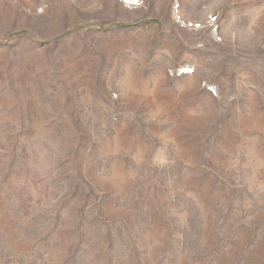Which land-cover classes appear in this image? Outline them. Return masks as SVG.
<instances>
[{
  "label": "rangeland",
  "instance_id": "374dc122",
  "mask_svg": "<svg viewBox=\"0 0 264 264\" xmlns=\"http://www.w3.org/2000/svg\"><path fill=\"white\" fill-rule=\"evenodd\" d=\"M0 264H264V0H0Z\"/></svg>",
  "mask_w": 264,
  "mask_h": 264
},
{
  "label": "bare ground",
  "instance_id": "6f19581e",
  "mask_svg": "<svg viewBox=\"0 0 264 264\" xmlns=\"http://www.w3.org/2000/svg\"><path fill=\"white\" fill-rule=\"evenodd\" d=\"M188 72V71H187Z\"/></svg>",
  "mask_w": 264,
  "mask_h": 264
}]
</instances>
